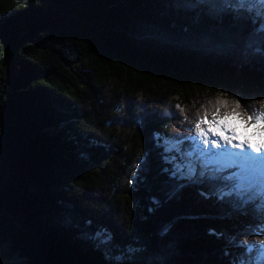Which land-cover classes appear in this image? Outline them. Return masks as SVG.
Masks as SVG:
<instances>
[{"label":"trees","instance_id":"16d2710c","mask_svg":"<svg viewBox=\"0 0 264 264\" xmlns=\"http://www.w3.org/2000/svg\"><path fill=\"white\" fill-rule=\"evenodd\" d=\"M219 3L0 0L1 264H264L256 205L157 139L264 104L260 23Z\"/></svg>","mask_w":264,"mask_h":264},{"label":"snow or ice","instance_id":"6c2138e0","mask_svg":"<svg viewBox=\"0 0 264 264\" xmlns=\"http://www.w3.org/2000/svg\"><path fill=\"white\" fill-rule=\"evenodd\" d=\"M211 7L254 16L262 25L258 30L259 34L264 35V0H220L219 4H213ZM235 104L236 106L223 116L219 115V108H217L212 119H208L207 113L198 118L194 125L196 134L188 138L191 146L186 155L189 159L195 158L201 161L205 168L216 165L213 171H219L222 168L238 169L233 176L228 177L231 181L229 189L222 190L219 195L221 197L235 195L242 205L254 203L256 210L264 215V104L253 110L246 120L242 118V113L237 111L240 107L239 101ZM234 119H240V122L246 126L252 122L251 135L248 134L247 127L241 132L232 123ZM202 124L208 127L205 129ZM209 133L219 136L228 144L238 140L239 143L235 145V148L240 150H233L226 145L216 147L219 144L217 139H201L206 138ZM157 139L163 144L165 152L181 151L179 143L162 138L159 134ZM187 174L194 175L195 167H188ZM96 238L102 243L108 242L103 232H97ZM251 250L252 246H249L248 251ZM240 264H245V261L242 259Z\"/></svg>","mask_w":264,"mask_h":264},{"label":"rangeland","instance_id":"374dc122","mask_svg":"<svg viewBox=\"0 0 264 264\" xmlns=\"http://www.w3.org/2000/svg\"><path fill=\"white\" fill-rule=\"evenodd\" d=\"M260 27H262V25L260 24ZM232 123H234L238 129H240L241 132H243L244 128L247 127V131H248V134L251 135L253 129L251 128V123L252 122H249V124L246 126L244 124H242L241 122H237V121H232ZM208 126H204V128L206 129ZM195 129L193 130L192 132V136L195 135ZM201 139H208V140H211V139H217L219 141V144L216 146V147H219V146H228V147H231L233 148V150H236V151H239L240 149H236L235 148V145L237 143H239L238 140H233L231 144H228L226 141H223L219 136H214L212 133H209V135L206 137V138H201ZM191 143V141H190ZM187 151L184 152V151H178V155L177 157L179 159H182L184 160L183 162V165H179L176 163V161H174L172 159V155H168L167 158L165 160L167 161H174V163L171 164V168L174 169L175 171H180L183 173V174H187V169L188 167L192 166V167H195V174L194 175H191V177L195 178L196 180L198 179V177L202 176L201 173L205 174L207 177H217V176H223V178H228V177H231L233 176L237 171L238 169H235V168H222L220 169L219 171H213V169H215L217 166L216 165H209L207 168H205L203 166V163L201 161H198L197 159L195 158H192V159H189L186 155ZM190 176V175H189ZM243 205L240 203V209ZM261 249L258 251V255H257V259L255 261H258V262H263L264 260V241L262 242V245H261ZM6 262H10V263H18V262H22V259L20 258H12V259H9V261H6ZM1 264V262H0Z\"/></svg>","mask_w":264,"mask_h":264}]
</instances>
